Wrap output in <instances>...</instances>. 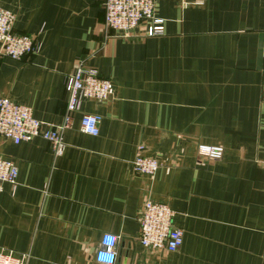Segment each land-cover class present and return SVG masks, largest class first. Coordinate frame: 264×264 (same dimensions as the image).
Returning a JSON list of instances; mask_svg holds the SVG:
<instances>
[{
	"label": "crops",
	"instance_id": "obj_1",
	"mask_svg": "<svg viewBox=\"0 0 264 264\" xmlns=\"http://www.w3.org/2000/svg\"><path fill=\"white\" fill-rule=\"evenodd\" d=\"M104 0H0L16 33L40 44L0 56V98L57 125L65 79L81 63L111 81L105 101L84 100L55 155L41 137L0 154L17 168L0 192V252L25 264H101L103 235L119 236L116 264H264V0H155L163 34L131 38L103 27ZM98 115V133L80 131ZM198 144L223 148L201 159ZM141 154L160 166L134 173ZM168 204L179 249L138 240L143 201Z\"/></svg>",
	"mask_w": 264,
	"mask_h": 264
},
{
	"label": "built area",
	"instance_id": "obj_2",
	"mask_svg": "<svg viewBox=\"0 0 264 264\" xmlns=\"http://www.w3.org/2000/svg\"><path fill=\"white\" fill-rule=\"evenodd\" d=\"M103 27L113 30L114 36L131 38L133 30L143 27L144 36L163 34L162 20L155 16V0H104ZM14 15L0 8V56L20 60L27 55L38 52L40 44L27 34L13 30ZM65 91L67 93L66 114L61 123L50 125L34 117L32 109L7 98H0V136L13 143L26 142L33 137H41L48 141L55 155L64 149L62 132L66 129L82 101H105L112 93L111 81L101 78L94 70L85 69L79 63L66 76ZM98 115L83 114L80 118V131L95 136L98 133ZM197 156L201 159L216 160L223 155V148L218 145L198 144ZM264 173V158L262 159ZM160 163L151 156L141 154L140 149L131 162L134 173L153 176ZM17 177L15 164L0 154V192L5 183L12 186ZM174 211L163 202L149 198L143 201L138 213L139 243L146 249H165L175 252L182 242V231L172 224ZM120 237L103 235L99 249L95 252V260L101 264H116L117 246ZM27 256H13L12 253L0 252V264H25Z\"/></svg>",
	"mask_w": 264,
	"mask_h": 264
}]
</instances>
